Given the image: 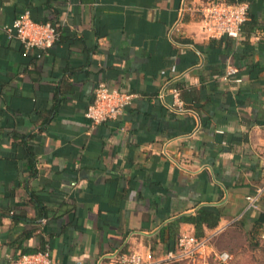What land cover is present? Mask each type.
I'll return each mask as SVG.
<instances>
[{
	"label": "crops",
	"instance_id": "0c3cea01",
	"mask_svg": "<svg viewBox=\"0 0 264 264\" xmlns=\"http://www.w3.org/2000/svg\"><path fill=\"white\" fill-rule=\"evenodd\" d=\"M206 1L0 0V264L43 249L60 264L157 261L181 215L218 207L208 234L244 214L264 178V70L249 72L264 67V0H228L256 21L238 38L203 29ZM26 10L61 27L45 51L3 29ZM101 81L134 97L93 123Z\"/></svg>",
	"mask_w": 264,
	"mask_h": 264
},
{
	"label": "built area",
	"instance_id": "2783aa9c",
	"mask_svg": "<svg viewBox=\"0 0 264 264\" xmlns=\"http://www.w3.org/2000/svg\"><path fill=\"white\" fill-rule=\"evenodd\" d=\"M190 9V8H189ZM195 11L203 23V29L210 36H229L238 38L243 31V25L248 19L249 4L244 1L228 2L225 0H208L195 7ZM9 38H17L27 48L47 50L57 40L59 31L49 22H37L31 17L29 10L21 13L11 23L3 26ZM238 68L229 65L224 78L236 81L235 75ZM178 96L180 90L173 89ZM134 94L117 87H110L101 81L96 90L92 103L87 107L86 116L93 123L117 118L125 108L132 103ZM75 184V183H73ZM264 195V183L257 185L254 190L246 195L244 214L259 208V202ZM220 227L213 232L201 237L195 234L182 233L177 240L176 247L166 251L165 255L154 261L145 258L135 251H119L112 255L101 257L95 264H169L173 262H187L188 264H211L210 250L216 234L225 229ZM261 236L264 238V231ZM214 258L220 263H228L232 255L228 251H213ZM7 264H60L49 249L25 253L12 259ZM82 264V263H80Z\"/></svg>",
	"mask_w": 264,
	"mask_h": 264
},
{
	"label": "rangeland",
	"instance_id": "374dc122",
	"mask_svg": "<svg viewBox=\"0 0 264 264\" xmlns=\"http://www.w3.org/2000/svg\"><path fill=\"white\" fill-rule=\"evenodd\" d=\"M262 211H264V195L259 202V208L250 211V214L257 216ZM253 229V223L251 221H245L244 218H241L238 222H232L216 234L209 255L211 264H264V238L261 236L264 229L260 234L253 231ZM180 235L179 233L176 236L177 240ZM223 250L228 251L232 255L228 263H220L214 258L213 251ZM169 264L188 263L173 262Z\"/></svg>",
	"mask_w": 264,
	"mask_h": 264
},
{
	"label": "trees",
	"instance_id": "16d2710c",
	"mask_svg": "<svg viewBox=\"0 0 264 264\" xmlns=\"http://www.w3.org/2000/svg\"><path fill=\"white\" fill-rule=\"evenodd\" d=\"M228 2H232V1H228ZM249 16H250V8H249L248 17ZM40 22H42V23L49 22V23L55 25L59 31V36H60L61 27L59 26L58 22H56V21H40ZM255 22L256 21H248V19H247L243 25L242 34L245 31V27L248 25H249V28L254 29V27L256 25ZM59 36H58V38H59ZM253 67H255V69L257 70L256 71L257 74L259 72L261 73L262 70H264V67L260 66L259 64H254L253 66H251V68L249 70L251 75L253 74L252 73L253 72L252 70H254ZM178 88L181 89V86H178ZM181 90H183V92H184L185 89H181ZM190 90H193V88H191ZM263 183H264V178L258 185H261ZM221 215H222L221 210L218 207L212 206V205H204V206L199 207L195 213L181 215L171 225H169L170 238L168 239V242L166 243L165 247L167 249H173L176 247V244H177L176 235L178 232H177V229L175 227V224L177 225L179 222L192 223L195 226V235L201 237V236L205 235V232L207 229H213L219 224V221L221 219ZM241 218H244L245 221H249V222L251 221L253 223V228H254L253 231L257 232L258 234H260L263 231V229H264V211L259 212L257 216H252L250 214V212H247V213H245L244 216H241L240 218L235 220V222H238Z\"/></svg>",
	"mask_w": 264,
	"mask_h": 264
}]
</instances>
